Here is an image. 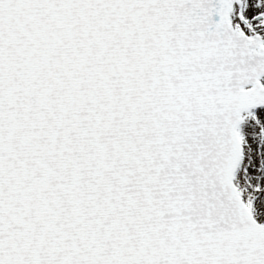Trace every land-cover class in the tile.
Masks as SVG:
<instances>
[{
	"label": "snow or ice",
	"instance_id": "snow-or-ice-1",
	"mask_svg": "<svg viewBox=\"0 0 264 264\" xmlns=\"http://www.w3.org/2000/svg\"><path fill=\"white\" fill-rule=\"evenodd\" d=\"M0 264H264V0H0Z\"/></svg>",
	"mask_w": 264,
	"mask_h": 264
}]
</instances>
